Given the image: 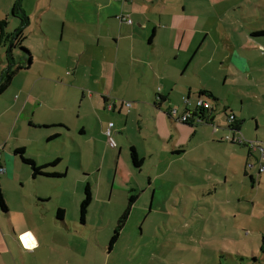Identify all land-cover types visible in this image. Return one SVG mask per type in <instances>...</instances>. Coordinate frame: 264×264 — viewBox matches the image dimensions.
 <instances>
[{"label":"crops","instance_id":"0c3cea01","mask_svg":"<svg viewBox=\"0 0 264 264\" xmlns=\"http://www.w3.org/2000/svg\"><path fill=\"white\" fill-rule=\"evenodd\" d=\"M237 3L32 0V12L24 9L29 22L23 41L27 47L25 31L32 16V48L28 46L32 63L18 71L0 95V183L9 209H0V264H100L101 241L97 234L86 230L89 213L85 222L80 219L87 185L92 192L91 204L101 201L100 195L106 201L103 197L110 194L111 200L116 189L117 193L125 192L122 202L127 208L133 191L145 194L152 190L155 195L164 185L178 188L186 183L181 167L191 170L195 163L202 165L203 157L219 166L216 170L213 166L204 168L205 184H211L214 172L226 180L216 181L217 185L228 183L230 171L238 175L239 167L229 159L215 161L210 155L195 152L197 148L206 152L207 144L221 143L219 130L210 127L221 111L227 123L229 112L235 115L241 133L243 121L232 103L226 101L223 88L238 83L240 75L252 73L255 77L261 71L256 68L257 62L253 63L259 52L252 51L262 46L260 36L264 35H254L260 31L255 30L246 36L248 42L238 39L234 34L240 24L239 14L234 13ZM9 12H2L5 15L0 19L7 18L10 23ZM119 15H129L132 23L121 20ZM6 68L7 63L1 68L0 78ZM20 74L25 75L19 77ZM15 78H21L22 85L11 91ZM199 98L211 104L213 112L208 122L189 125L169 115L172 108L179 113L195 108ZM111 122L114 125L108 136ZM216 124L217 128L221 126L220 122ZM32 126L44 130L35 143ZM224 127L230 130L229 125ZM225 135L232 136L233 132ZM58 136L70 140L71 148L54 149L48 156L43 155L44 162H39V154H32V145L41 146L44 140ZM221 139L224 142L226 137ZM85 147L94 162L86 168L91 173L87 183L77 182L73 206L77 205V214L70 222L67 207L60 200L69 194L65 181L68 170L48 168L60 176H34L15 151L23 148L26 156L45 165L57 160L62 163L74 152L83 157ZM132 147L140 166L132 162ZM260 147L257 142L248 146L246 164L252 152L261 151L259 159L249 167L239 162L243 156L235 154L250 179L255 173L261 180L264 178V153ZM104 171H114L110 190L103 180ZM92 174H97L95 189L90 182ZM28 181L32 192L22 195L19 184L25 188ZM255 182L254 178L253 187ZM55 196L59 203L49 206ZM139 200L140 196H134L131 204ZM58 208L65 210L63 219L56 215ZM20 236L28 240L27 247ZM115 244L109 245V250Z\"/></svg>","mask_w":264,"mask_h":264},{"label":"rangeland","instance_id":"374dc122","mask_svg":"<svg viewBox=\"0 0 264 264\" xmlns=\"http://www.w3.org/2000/svg\"><path fill=\"white\" fill-rule=\"evenodd\" d=\"M237 1L239 7L234 13L239 14L240 24L234 34L240 41H247L246 36H250L253 31L264 29V0ZM15 3L16 0L13 4ZM10 5L11 0L0 2V16L5 15L2 12L7 10L11 12ZM23 7L30 14L32 0H24ZM9 21L7 30L13 32L19 27L20 20L10 15ZM30 23L25 31V44L32 48V16ZM260 37L262 46H258L252 53L259 52L258 59L255 57L253 63L257 62L256 68L261 71L255 73V77L252 73L240 75L238 83L234 86L228 84L223 90L228 97L226 101L232 103L237 117L243 121L241 134L248 141H255L264 148V36ZM18 53L20 50L14 49L16 60L20 62ZM5 63L6 49L0 46V72ZM20 75L22 77L25 74ZM20 79H14L11 91H16L22 85ZM22 81L26 83L24 78ZM222 97L225 98L224 95ZM217 122L221 124L218 128ZM216 123L210 127L212 130H219L217 137L221 143L207 144L206 152L197 148L196 155H210L215 161L229 159L239 167L238 175L235 176V171H230L228 183L217 185L216 181L224 183L226 180L224 176L214 172L215 176L209 181L211 184H205L204 168L210 169L213 164L208 157H203L202 165L200 162L195 163L191 170L181 167L182 180L187 182L180 184L178 188L164 185L156 190L155 195L152 190L145 194L131 192V196H140V200L137 204H131L130 215L112 250H109L111 235L126 210V205L122 202L125 192L117 193L115 189L111 200L110 194L103 197L106 201L100 195L101 201H93L89 208L86 226L88 233L97 234L101 241L100 264H264V178L261 180L255 173L256 182L253 187L249 173H245L241 163L238 164L235 158L238 152L240 157L243 156L239 162L247 167L252 161L259 159L261 151L252 152L251 161L246 164L249 145L233 143L234 146H231L232 142L228 139L222 142L221 137L231 136L225 135L231 134V131L224 127L228 123L222 111L217 115ZM43 131L32 126V143H35L38 136L42 138ZM66 142L64 136L48 142L44 140L41 146L32 145V154H39V162H44L43 155L48 156L52 150L66 146L71 148V141ZM242 149L246 152L243 153ZM77 153L74 152L72 158L68 154L65 161L49 167L63 169L65 172L68 170L65 181L69 194L60 200L67 207V219L70 222L77 214V205L73 207L77 182L85 180L84 183H87V176L91 173L86 168H89L88 163L94 162L89 148L85 147L83 157ZM26 167L31 169L27 164ZM213 167L214 170L219 168L218 165V168ZM145 173H149V169ZM113 174L114 171L103 172V180L109 190ZM96 176L97 174H92L90 181L94 189L98 183ZM19 187L22 195L32 192L30 181L25 183V188L21 183ZM57 203L59 198L55 196L48 205L54 206ZM18 214L20 213L17 212Z\"/></svg>","mask_w":264,"mask_h":264},{"label":"trees","instance_id":"16d2710c","mask_svg":"<svg viewBox=\"0 0 264 264\" xmlns=\"http://www.w3.org/2000/svg\"><path fill=\"white\" fill-rule=\"evenodd\" d=\"M11 14L15 17H18L21 21L20 27H18L13 32H9L7 30L8 20L7 18L0 19V46H3L6 49V60H7V68L4 70L2 77L0 78V95L11 85L14 76L21 69L27 68L32 63V53L31 51L23 45V41L25 39L24 36V28L29 22V17L25 14V10L22 8L21 0H16V3L13 4ZM254 35H264V30H260L258 32H254ZM18 48L20 50V54L18 57L20 58L18 62L14 56V49ZM26 61H25V60ZM25 61V63H23ZM204 94V93H201ZM235 117L234 114H231ZM203 119H205L203 117ZM234 122L229 125L230 130L233 132L240 131V123L238 120H233ZM188 124V123H187ZM189 125H192L189 123ZM50 140V139H49ZM234 143V142H232ZM246 145V144H245ZM15 154L18 155L23 163L29 165L32 169V174L34 176L39 175H47V176H60L57 172H49L47 169L51 166H55L58 163V160L52 163H48L45 165H38L37 162L31 158L26 156L23 148H19L15 151ZM131 159L135 166H140L141 161L137 156L135 149L131 148ZM1 169V168H0ZM1 171V170H0ZM251 180L254 181V178L251 177ZM134 200V196L130 198V204ZM92 202V192L89 185L85 188L84 198L80 204V219L82 222H85L86 215L89 211L90 204ZM126 208L122 216L119 218L118 223L114 229V232L110 239V246H113L119 238L121 230L124 228V225L130 215L131 205ZM0 209L4 212H8V204L4 197V193L0 183ZM65 214V210L62 208H58L56 215L59 219H63Z\"/></svg>","mask_w":264,"mask_h":264},{"label":"built area","instance_id":"2783aa9c","mask_svg":"<svg viewBox=\"0 0 264 264\" xmlns=\"http://www.w3.org/2000/svg\"><path fill=\"white\" fill-rule=\"evenodd\" d=\"M119 18L121 20L127 21L129 23H132V19L129 15H119ZM185 101H188L187 99H184ZM130 106L131 103H128ZM113 105H110L112 107ZM207 111L211 114L212 108L209 100L199 98L196 104V107L193 109H187L183 113H179L177 109L172 108L169 112V115L176 119L177 121L183 122V123H190V124H199L209 121V116L207 115ZM203 117L205 119H203ZM235 119L233 115H228V125L232 124ZM114 123H109V128L107 130V135L109 136L111 134V128L113 127ZM226 139L230 140L231 142L237 143V144H246L251 147L255 145V142L248 141L239 131L235 132L232 136L226 137ZM249 143V144H247ZM261 148V147H260ZM262 151L264 153V149L262 148ZM2 171V169H0ZM264 170V165L262 166V171ZM24 247H27L28 245L25 243L23 237H19Z\"/></svg>","mask_w":264,"mask_h":264},{"label":"bare ground","instance_id":"6f19581e","mask_svg":"<svg viewBox=\"0 0 264 264\" xmlns=\"http://www.w3.org/2000/svg\"><path fill=\"white\" fill-rule=\"evenodd\" d=\"M26 243L28 244V240L25 238Z\"/></svg>","mask_w":264,"mask_h":264},{"label":"flooded vegetation","instance_id":"af4514ba","mask_svg":"<svg viewBox=\"0 0 264 264\" xmlns=\"http://www.w3.org/2000/svg\"><path fill=\"white\" fill-rule=\"evenodd\" d=\"M207 115H209V112L207 111V113H206Z\"/></svg>","mask_w":264,"mask_h":264},{"label":"water","instance_id":"95a60500","mask_svg":"<svg viewBox=\"0 0 264 264\" xmlns=\"http://www.w3.org/2000/svg\"><path fill=\"white\" fill-rule=\"evenodd\" d=\"M213 112V110L211 111V113Z\"/></svg>","mask_w":264,"mask_h":264}]
</instances>
